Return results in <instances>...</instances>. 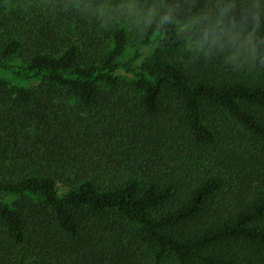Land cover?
<instances>
[{
  "label": "trees",
  "instance_id": "16d2710c",
  "mask_svg": "<svg viewBox=\"0 0 264 264\" xmlns=\"http://www.w3.org/2000/svg\"><path fill=\"white\" fill-rule=\"evenodd\" d=\"M0 68V264H264V0H0Z\"/></svg>",
  "mask_w": 264,
  "mask_h": 264
},
{
  "label": "rangeland",
  "instance_id": "374dc122",
  "mask_svg": "<svg viewBox=\"0 0 264 264\" xmlns=\"http://www.w3.org/2000/svg\"><path fill=\"white\" fill-rule=\"evenodd\" d=\"M156 44H146V45H137V44H131L126 56H125V62H131V66L133 67H137L138 65H140L146 58H149L152 56V54L154 53L155 49H156ZM17 62V60H16ZM120 72L123 75H126L130 78H133V72H128L126 71L124 68H122L120 70ZM0 76L11 80L12 82L19 84V85H23L26 87H31L33 85H35L37 83V80H28V79H24L21 77H18L17 75L13 74L11 71H8L6 69L0 68ZM66 188H64L63 186L60 187V191H65ZM15 198H17L16 196H8L6 197V201L8 202H12Z\"/></svg>",
  "mask_w": 264,
  "mask_h": 264
}]
</instances>
